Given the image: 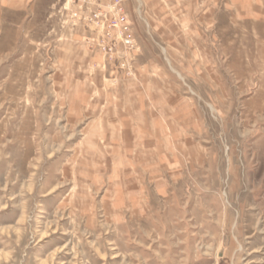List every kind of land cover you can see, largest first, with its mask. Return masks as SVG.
Wrapping results in <instances>:
<instances>
[{
	"label": "rangeland",
	"instance_id": "obj_1",
	"mask_svg": "<svg viewBox=\"0 0 264 264\" xmlns=\"http://www.w3.org/2000/svg\"><path fill=\"white\" fill-rule=\"evenodd\" d=\"M221 32L224 73L206 89L210 164L151 217L120 224L61 204L72 195L55 167L75 138L58 137L48 42L8 51L0 73V264H264V20Z\"/></svg>",
	"mask_w": 264,
	"mask_h": 264
},
{
	"label": "crops",
	"instance_id": "obj_2",
	"mask_svg": "<svg viewBox=\"0 0 264 264\" xmlns=\"http://www.w3.org/2000/svg\"><path fill=\"white\" fill-rule=\"evenodd\" d=\"M123 8L140 47L132 75L97 49V31L73 25L77 5L0 0V73L16 43L48 42L58 137L75 138L55 167L72 195L61 204L105 224L151 217L210 164L206 89L224 73L221 28L264 20V0H123Z\"/></svg>",
	"mask_w": 264,
	"mask_h": 264
},
{
	"label": "built area",
	"instance_id": "obj_3",
	"mask_svg": "<svg viewBox=\"0 0 264 264\" xmlns=\"http://www.w3.org/2000/svg\"><path fill=\"white\" fill-rule=\"evenodd\" d=\"M65 2L78 7L73 13V25L82 22L97 31L101 35L97 49L106 60L116 61L126 74L132 75L134 52L140 47L135 38L127 34V17L123 0H107L105 7L100 0H65ZM88 43L92 44L90 40Z\"/></svg>",
	"mask_w": 264,
	"mask_h": 264
}]
</instances>
